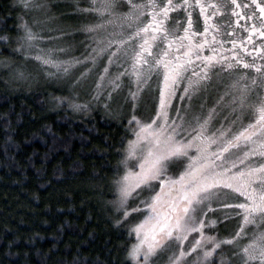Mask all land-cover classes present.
I'll return each mask as SVG.
<instances>
[{"label": "snow or ice", "instance_id": "1", "mask_svg": "<svg viewBox=\"0 0 264 264\" xmlns=\"http://www.w3.org/2000/svg\"><path fill=\"white\" fill-rule=\"evenodd\" d=\"M126 2L129 12L125 19L130 21V28L134 25V30L126 39L108 37L98 41L102 46L94 48V55L86 59L95 64L96 57L108 53L107 63L95 82L93 99L109 88L119 90L121 78L129 76L136 90H129L128 95L136 101L141 85L153 73L156 75L151 122L144 124L135 114L128 119L129 127L136 126V140L129 142L128 155H134L142 143L148 146L140 171L126 173L115 181L119 197L114 226L124 227L133 214L147 213L129 230V235L135 233L137 243L128 249V258L134 264H153L154 258L175 244L179 253L173 252L168 264H188L189 257H194L191 264H215L214 254L226 243L234 248L222 255L218 264H233V260L238 264H264V230L253 231L249 236L246 229L257 222L264 225V96L250 101V87H239L241 81L250 79L252 87L264 88V0ZM20 4L25 10L43 7L34 0H20ZM90 5L78 10L112 14L116 0H90ZM19 27L24 35L16 39L31 47L36 34L26 22ZM99 27L86 26L85 30L93 32ZM10 40L7 35L0 36V42ZM241 51L252 57L251 63L241 58ZM35 59L44 65L60 67L50 57L38 55ZM257 60L261 63L257 64ZM121 61L128 66L113 75L111 67L122 66ZM240 68L252 69L257 75L236 76L225 95L231 94V89H236L239 95H233L227 105L231 111L222 121H218L221 113L217 107L224 103V96L206 115L187 119L193 100L209 90L214 76L231 77ZM107 95L112 98L111 91ZM177 100L181 102L179 106L174 103ZM200 107L203 109V103ZM132 109L135 112V103ZM173 111L175 116L170 115ZM246 119L251 123L245 125ZM214 121L220 126L213 131ZM179 157L187 160L184 170L176 176L168 175ZM253 158L259 162L254 163ZM153 182H158V191ZM145 192L152 194L140 200L143 208L129 206V200H136ZM229 197H243L244 202L230 205L226 203ZM213 204L232 209L242 217L232 240L218 241L206 235L205 229L217 224L209 219L216 211ZM193 234H198V238L185 251V242ZM246 236L249 243L241 245L240 240Z\"/></svg>", "mask_w": 264, "mask_h": 264}, {"label": "trees", "instance_id": "2", "mask_svg": "<svg viewBox=\"0 0 264 264\" xmlns=\"http://www.w3.org/2000/svg\"><path fill=\"white\" fill-rule=\"evenodd\" d=\"M15 1L0 0V36L11 37L0 42V264H133L127 252L134 237L128 222L114 226L112 207L130 137L123 113L101 103L66 106L89 84L49 75L37 49L16 39L26 22L35 48L54 41L53 51L64 55L69 42L56 38L76 29L81 46L73 55L83 56L93 15L78 9L90 3L52 0L58 19L70 22L60 30Z\"/></svg>", "mask_w": 264, "mask_h": 264}, {"label": "rangeland", "instance_id": "3", "mask_svg": "<svg viewBox=\"0 0 264 264\" xmlns=\"http://www.w3.org/2000/svg\"><path fill=\"white\" fill-rule=\"evenodd\" d=\"M55 1V0H53ZM90 3V0H88ZM19 5L20 0H16ZM134 2H139V0H134ZM34 3L43 5V7L39 8H32L31 11H34L35 13H38L40 16L45 17V24L47 26L53 27L54 29H60L63 30L65 25H69L70 22H65L63 20L60 21L58 19V15L53 12L51 9L53 8V2L52 0H34ZM58 4V0H56V5ZM68 4V3H67ZM22 6V5H21ZM91 6V5H90ZM66 7V4L63 6ZM29 10V11H30ZM52 12V13H51ZM129 12L127 2L126 0H116V7L114 8L112 14L105 13L103 15H100L98 13H91L93 15L92 17V26L100 25L98 29H96L93 32H90V38H92V41L90 40V44L88 42L87 51L83 54V56H74L73 54L78 50V48L81 46V42L79 39L77 40V34L76 29L70 30V32H64L61 36H58L57 40H62L63 43L66 44V41L69 42L68 48L66 47L64 50V55L61 52H54L53 48L56 45V42L52 41L51 43H47V47L38 49V47L35 48L36 45L32 43V46L29 48L30 50L37 49L36 53L39 55L50 57L52 60H54L57 64L60 65L59 68L53 66V65H44L45 69L48 73H57L61 78H65L66 80L71 81V85L81 86L86 82L90 86V90L85 91V93H82L79 95V98H77L75 101H72V103H69L67 101L66 106L73 104H79V105H87L86 108L92 107V105H98V103H101L103 106L106 104L111 108L116 109L115 112L118 115H122L125 118V125L126 130L130 134V137L127 139V141L124 144L123 147V156L121 161V173L117 180H119L121 177H123L126 173H136L140 171V164L142 163L144 155H146L147 152V144L142 143V145L137 146L135 150V154L129 156L128 155V148H129V142L136 140V126L132 125L131 127L128 126V119L132 114H135L137 118L144 124L151 122V117L154 116L153 112V101L154 97L156 95V75L155 73L152 74L151 78L147 80L146 83L141 85V90L138 94V99L136 101H132L129 97V90L135 91L136 85L134 83L133 78L129 76H124L121 78V87L119 90L112 91L111 88L107 89V91L101 95L98 99H93V96L95 93V82L99 75V72L103 69L105 64L107 63V56L108 53H105L103 55H100L96 57V63L93 64L91 61L87 60L86 57L89 55H94L92 50L94 48H98L99 45L97 42L102 41L105 38L112 37L115 39H126L127 35L134 30L133 28L129 27L130 21L125 19V14ZM37 14V15H38ZM89 26V25H87ZM91 26V25H90ZM72 27V26H71ZM32 32L34 33V29L30 27ZM77 28V27H75ZM86 29V28H85ZM86 31V30H85ZM89 32V31H87ZM45 38L44 34L41 36ZM33 42V41H32ZM54 42V43H53ZM92 43V45H91ZM27 45V44H26ZM57 46V45H56ZM67 46V44H66ZM29 50V52H31ZM122 57V61H123ZM77 61H80L79 63ZM122 66L117 67L116 65H113L110 69L111 73L115 75L118 71H123L125 67L128 66L126 63H122ZM130 63V62H129ZM66 69V70H65ZM69 77V75H71ZM84 74V75H82ZM68 77V78H66ZM245 85H248L250 87V91L248 94V99L250 101H253L252 97V89L251 85L249 84H240L239 87L243 88ZM222 87V88H220ZM230 87L229 86H210L209 90L207 92H203L199 98H195L193 100L192 106L189 110V112L186 114V117L188 120H191L193 116L195 115H206L207 110L212 108L214 105H216V101L219 100L221 96H224V103L217 107V111L221 113V115L218 117V121H222L225 115H228V113L231 111L229 107H227L228 103L232 100L233 95L238 96L239 93L236 89H231V94L225 95L226 92H229ZM112 92V98L109 99L107 92ZM90 92V93H89ZM87 93V94H86ZM62 95H68L67 93H62ZM96 101V102H94ZM94 102V103H93ZM135 103L136 110L133 112L132 105ZM177 106L180 105V101L177 100L174 102ZM203 103L204 107L201 109L200 105ZM85 108V109H86ZM171 116H175V112L170 113ZM247 120V119H246ZM245 120V121H246ZM220 126L219 122L214 121L212 125V130L214 131L215 128H218ZM247 150V149H245ZM190 154H194L190 153ZM239 155V154H238ZM253 162H259L258 158H253ZM187 164V160L183 157H179L175 159V163L173 166L169 168L168 175L170 176H176L179 175L181 171L184 170V166ZM155 186V190H159V184L158 182H153ZM114 191H115V197L112 202L113 210L115 211L116 207V201L119 197V191L118 186L114 185ZM152 193L145 192L136 200H129V206L130 207H136L139 205L141 208H143V205L140 204V200L146 199L149 195ZM213 208L216 209L214 214H210L209 219H214L217 221V224L212 229H205L206 235H210L215 237L218 241H228L232 240L236 231H239V224L242 222V217H238L236 215V212H234L232 209L227 208H216V204L212 205ZM147 215L146 212L142 214H133L128 219V230H130L135 224L139 223L144 216ZM130 221V222H129ZM248 235L250 236L253 231L256 230H264V225H260L259 222L256 224H250L246 226ZM134 239L130 242L129 248L137 243L135 233H132ZM198 238V234H193L190 236L189 241L185 242V248L184 250L187 251L188 247L190 246L191 242ZM249 239L246 236L245 238L240 240V244H248ZM234 248V245L231 244H222L221 248L217 250V252L214 254L215 256V264H218L219 258L224 254H229ZM173 252L179 253V248L173 244L170 248V250L162 253L161 255L157 256L153 260V264H168V257L172 255ZM194 257L188 258V264H191V259ZM134 264V262H133ZM233 264H238V261L233 260Z\"/></svg>", "mask_w": 264, "mask_h": 264}, {"label": "flooded vegetation", "instance_id": "4", "mask_svg": "<svg viewBox=\"0 0 264 264\" xmlns=\"http://www.w3.org/2000/svg\"><path fill=\"white\" fill-rule=\"evenodd\" d=\"M177 18L179 19L180 17L178 16ZM256 39L259 40L258 37ZM225 47H230V45H225ZM205 54H207V53H205ZM239 54H240L241 58L245 59L247 62H249V63L252 62V57L246 55L243 51H241ZM256 62H257V64L261 63L260 60H257ZM217 71H219V69H217ZM237 75L247 76V77L251 78V77H255L257 74L252 69L240 68L231 77H229L227 74H221L219 77L214 76L211 86H229L231 88V85L233 84V81L235 80ZM240 84H249V85H251V80L250 79L243 80V81H241ZM220 88H222V87H220ZM251 89H252V93L251 94H253V97H252L253 101L256 100L258 96H264V88H261L259 86H256V87H252L251 86ZM244 123H245V125H247L248 123H251V120L247 119ZM236 154L238 155L239 153H236ZM241 202H244V198L243 197H239L238 199L229 197L226 200V203L230 204V205H235V204H238V203H241ZM218 207L219 206L216 204V208H218ZM227 209H229V208H227Z\"/></svg>", "mask_w": 264, "mask_h": 264}]
</instances>
